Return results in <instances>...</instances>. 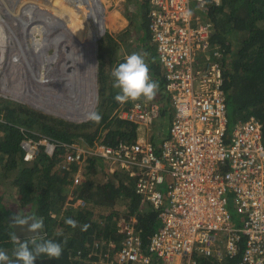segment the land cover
I'll list each match as a JSON object with an SVG mask.
<instances>
[{
    "label": "built area",
    "instance_id": "1",
    "mask_svg": "<svg viewBox=\"0 0 264 264\" xmlns=\"http://www.w3.org/2000/svg\"><path fill=\"white\" fill-rule=\"evenodd\" d=\"M204 10L207 2L194 0ZM148 28L162 64L164 91L171 104L167 137L157 150L150 128L160 116L156 100L136 101L113 110L114 116L136 124L134 141L115 145L24 136L23 159L30 161L38 146L52 154L56 145L68 147L62 161L81 164L95 154L135 177V191L158 209L159 226L140 247L133 218L117 221L123 232L117 264H197V256L223 259L235 255V264L264 262V143L262 123L253 116L237 118L229 127L222 88L223 56L210 45L212 23L205 14H192L191 0H147ZM153 76L151 75V78ZM24 129L21 127V130ZM26 129V128H25ZM30 130V129H29ZM75 174L72 182H79ZM166 182L162 192L159 184ZM232 193L241 225L231 223L227 193ZM75 204L84 205L81 198ZM114 246L113 241L109 242Z\"/></svg>",
    "mask_w": 264,
    "mask_h": 264
},
{
    "label": "trees",
    "instance_id": "2",
    "mask_svg": "<svg viewBox=\"0 0 264 264\" xmlns=\"http://www.w3.org/2000/svg\"><path fill=\"white\" fill-rule=\"evenodd\" d=\"M134 1L140 8L138 16L141 22L137 27L134 21L133 28L139 31L136 38L140 36L141 39L138 42L140 45L136 43L139 54L144 56L152 79L159 82V90L152 100L160 103V116L156 118L157 126L150 136L158 150L159 143L167 137L171 104L164 91L162 64L157 59L148 28L147 0ZM53 2L29 0V5L48 12ZM60 2L67 10L70 9L79 24L80 19L88 18L82 26L95 39L100 28L95 24L98 17L91 9L92 1ZM199 12L211 20L210 45L223 55L220 59L222 88L227 106L231 105L233 121L249 116L258 119L262 123L264 143V0L209 1L205 11L200 9ZM145 32L146 35L141 37ZM148 41L152 46L147 45ZM125 59L119 51V43L106 29L97 40L98 100L93 111L102 116L99 123L74 121L0 95V184L7 183L8 188L15 189L8 196L14 195L17 202V211L8 207L0 188V249L7 252L10 260L15 259L13 252L17 245L11 240L15 233L8 220L26 213H33L36 219H42L43 228L39 234L18 237L20 242L32 239L66 241L62 244L63 252L59 260L41 257L34 264H117L114 256L121 248L124 236L118 230L117 221L122 219H134L140 247L147 250L149 236L160 221L158 209L135 191V177L129 176L118 165H107L95 154H87L80 165L66 162L63 167L62 161L68 152V147L63 145H56L49 155L44 145L40 144L33 159L26 161L21 146L25 135L34 139L45 135L66 143L76 136L93 143L99 134L101 141L108 145H115L120 140L134 141L135 122L114 116L112 111L120 105L113 98L118 89L112 87V71ZM101 93L108 95L106 100H100ZM129 104L131 102L121 108ZM21 127L24 129L21 130ZM75 174L80 175L77 183L72 182ZM77 198L83 199L85 204H75ZM66 218L74 219L76 228L69 227L65 223ZM110 240L114 242L112 247ZM241 252L239 250L235 255H226L220 260L200 255L197 256V264H235L241 258Z\"/></svg>",
    "mask_w": 264,
    "mask_h": 264
},
{
    "label": "bare ground",
    "instance_id": "3",
    "mask_svg": "<svg viewBox=\"0 0 264 264\" xmlns=\"http://www.w3.org/2000/svg\"><path fill=\"white\" fill-rule=\"evenodd\" d=\"M14 1H18V0H14ZM7 8H5L7 11L9 10V14L14 13L13 7H15V2H13V0H7ZM60 2V1H59ZM57 5H59L61 7V2ZM99 2V0H98ZM0 3H2L3 6L6 7V3L5 0H0ZM5 3V4H3ZM1 5V4H0ZM56 4H54V2L52 3L49 12H45V11H40V10H33L38 13V15L35 16V19L39 20V21H44V19H49L50 21H54L52 25L50 26V30L48 32H46V34L50 35L49 37L52 39L53 45L55 46H61L62 44H64V46L66 44H68V49L69 47H73V46H78L79 43H81L82 41H85L86 44V49L88 51V57L90 59L91 62V70H90V74H91V79L93 82V78H94V74H95V69H96V58H95V39L91 36V34L88 32V30L83 27L81 24H79L74 17L72 16V14L65 8L63 9L64 11L62 12V14H64L63 16L59 18H54L55 16L53 15V8L57 7ZM28 6L29 2H28ZM22 7V6H21ZM5 9H1V11ZM65 12L68 13V19L66 18V14ZM55 14V13H54ZM24 14H22L19 18H15L13 16V14L11 16L14 17L15 21H16V32H13V28H8V27H3L2 25H0V65H4L5 67H8L7 69L10 71V76H11V81H6L4 78L0 79V91L1 92H5V93H10L15 97H19L20 95L22 97L20 98H24V99H28V101L31 100H37L36 102L45 107L48 108L50 110H55L56 112L60 113V114H65L68 115V110L74 112L73 114H71L72 116H77L79 118L86 116L87 113L89 112V108L91 106H93V104L95 103L96 100V91H95V87H94V82H93V87L92 90L89 92V90H87L88 84H78V83H73L72 82V77H74V73L71 70H68V72H63L61 75L63 76V79L61 80H68V88L67 86H65L64 84L62 85H58L56 82V79L53 78L55 84L58 86V90L59 93H56L57 89L55 87H53V91L51 92V95L46 94L45 97H40L38 98L37 96H34V94H28L26 95L25 93V89L27 86V83H25L24 81V72L23 71V66L21 65L19 61V55L21 54V57H25L26 63L29 65L31 63H28L27 61H29V56H27L25 54L26 50H32L33 48H36L37 46V41L35 39V43L30 46V44L28 42H26L27 39H24V35L23 31H26V27L25 25L20 22L21 18H24L23 16ZM56 16H59L57 14H55ZM41 18H38V17ZM54 18V19H53ZM99 18V17H98ZM0 19H1V15H0ZM30 19V20H29ZM61 20L62 23H64V27L61 30L62 27H60V23H58L57 21ZM72 21H71V20ZM37 20H34L33 18H28V32L32 33V34H37L40 35L39 37L41 38V35L43 34L38 26H37ZM48 20V21H49ZM26 21V20H25ZM57 23V24H56ZM17 24H19L20 26L17 27ZM14 25V23H13ZM79 26V27H78ZM100 27V25H99ZM65 31V38L63 39L61 32ZM51 33L54 34V37H51ZM5 35H7V37H4ZM47 35V36H48ZM17 37L20 38V42L23 44V47L20 49L21 53H17V54H12V52H14L16 50L15 44L16 43V39ZM28 43V44H27ZM64 51V50H62ZM24 52V53H23ZM60 50H57L56 53L53 54V57L51 58V61L53 64L60 62L61 60H59V56L61 55ZM31 53L30 51L27 52V54ZM5 56V57H4ZM5 58V59H4ZM5 62V63H4ZM42 69L40 70V74L37 76H34V81L36 82L38 85H42V81L43 80H47L46 78V72L44 70L43 67H41ZM6 69V70H7ZM16 69V70H15ZM7 70V71H8ZM8 71V72H9ZM30 71L32 72V74L34 75L33 70L30 68ZM45 75H44V74ZM23 74V75H22ZM86 78V77H84ZM9 79V77H8ZM92 85V84H91ZM36 91V90H35ZM87 91L89 92V94L87 93ZM36 95V93H35ZM87 95H91V102L89 104H87V100H86V96ZM61 96L64 98H70L71 103H68V101H66L65 103L62 102L58 104L57 106H50L51 103L53 102V100L57 99V97ZM74 96V97H73ZM47 100V102H46ZM85 100V101H84ZM50 101V102H49ZM79 102V103H76ZM80 102L82 104V106L80 105ZM76 104L79 105L78 108L81 109L77 110ZM55 105V104H54Z\"/></svg>",
    "mask_w": 264,
    "mask_h": 264
},
{
    "label": "rangeland",
    "instance_id": "4",
    "mask_svg": "<svg viewBox=\"0 0 264 264\" xmlns=\"http://www.w3.org/2000/svg\"><path fill=\"white\" fill-rule=\"evenodd\" d=\"M6 1L7 0H5V3L6 4L3 3V4L6 5V7L3 6L2 3H0L1 4L0 5V15H1L0 25H2V28L5 27V26L8 27V28H11L12 27L13 28V32L18 33V32H16V29H15V27H16V21H15L14 17L16 16L15 17L16 19L20 17V15H21V6H24V5H27L28 6L29 0H18V1H14L13 0V2H15V4H14L15 7H13L14 13H12L14 17L11 16L12 14H9V10L7 11L5 9V8L8 7L7 6L8 4H7ZM59 1H61V0H54V4L57 5ZM99 3L102 5L101 8H102V13L103 14L101 16V20H102L103 25H104V28H105L104 31L107 29L110 32V34L115 38V40L119 43V51L122 53V55L127 58L132 53H139V49H138V46H137L136 43H138L139 41H141V39H140V36L136 38V36L138 35L139 31L136 30V29H133L134 28V21L137 23V27L139 26L138 22L139 23L141 22V19L138 16L139 15V11H140V8H139L138 3L137 2L135 3L134 0H99ZM91 4H92L91 9L94 8L93 10L96 12V4L95 5H93V3H91ZM51 5H52V3H51ZM63 5L64 4H61V7L59 5H57V7H54L53 8L52 11L55 14L59 15V16H56L53 13V15L55 16L54 18H59L60 19V17L64 15V14H62V12L64 11L63 9H65L66 6L65 5L63 6ZM1 9H5V12H4V10L1 11ZM36 9H37V7H35L34 10H36ZM190 10H191V14L193 16L200 14V12H199L200 11V8L197 6V4L195 3L194 0H191ZM65 14H66V18L68 19V13L65 12ZM59 19H58L57 22H59ZM60 22H61V20H60ZM13 23H14V25H13ZM104 31H103V33H104ZM143 35H146V32L145 33H142L141 34V37ZM4 37H7V35H5ZM51 37H54V34L53 33H51ZM98 38H97V40H98ZM24 39H27L26 41L29 43V41H31V36L27 34ZM97 40L95 39V49H96L95 50V58H96V69H95V73H96V86H95V91H96V94H97V97H96V100H95V105H96L97 100H98V84H97V63H98L97 62ZM20 41H21L20 38L17 37L16 43H14L15 44V47L14 48H16V50L14 52H12V54L21 53L20 49L23 47V44L22 43H19ZM147 45L148 46L151 45L150 41H148ZM51 50H52V47L49 46L47 48L48 53H50ZM57 50L62 51V50H64V47L62 49L61 46H57ZM28 51L29 50H26L25 51V54L26 55H27V52ZM18 59H19L18 62H20L21 65L23 66V71L22 72H24V81H25V83H27V86H26V89H25L26 95H28V94H31V95L34 94V96H37L38 98L45 97L46 94H48V95L50 94L51 95V92L53 91V87H55L57 89L56 93H59L58 86L55 84V82H54V80H53V78H52V76H51L50 73H46V75L43 73L47 77L46 78L47 80H43L41 82L42 85H38L36 82H33L34 81V76L39 75L40 74V70L42 68H39L38 71L36 72V70L33 67V65L32 64H29L28 65L26 63V60L27 59L25 57H21V54L19 55V58ZM7 68L8 67H5V64L2 65V66L0 65V79L4 78L6 81L7 80L8 81H11L10 71ZM30 68L33 70L34 75L30 71ZM8 77H9V79H8ZM90 91H91V89L89 90V92ZM89 92L87 91L88 94H89ZM35 93H36V95H35ZM2 94H6V96H4V97H10V98L15 97V96H13L10 93H5V92H1L0 91V95H2ZM107 96L108 95L106 93H101L99 97H100V100H103V99L106 100ZM20 97H22V96L20 95L19 97H16L17 99H15V98H12V99H15V100H18L19 99L18 101L27 103L30 106H32L31 103L32 104H35V105H39L36 102L37 100L35 101V100H31L30 99L28 101V99H24V98H20ZM85 98L87 100V104H89L91 102V95H87ZM70 100H72V99H70ZM46 102H47V100H46ZM68 103H71V101L68 102ZM52 104H53V106H57L56 104L54 105V103H51L50 106H52ZM80 105L82 106L81 102H80ZM39 106L42 107V108H44V109H46V110H48L49 112L48 111H45L44 109H41L39 107H36V108H39V109H41V110H43L45 112H48V113H53L55 115L60 114V113L56 112L55 110H50V109L45 108V107H43L41 105H39ZM81 106H80V108H78L79 105H76L75 108L76 109L78 108L77 110H80L81 109ZM91 109H92V106L88 109L89 112L91 111ZM231 109H232L231 108V105H228L227 106V116L229 118V127H231L233 125V120H234V117L232 116ZM93 110H94V108H93ZM73 113L74 112H72V111H71V113H69V111H68V116L70 118L71 117H74V115L73 116L71 115ZM61 115H65V114H61ZM80 119L81 120H79V121L85 120V116L84 117H81ZM157 119H155L154 124H152L151 125V128H150V130H151V132L153 134H154V131L156 129L155 126H157V123H156L157 122ZM71 120H73V119H71ZM74 121H76V120H74ZM0 188L2 189L3 193L5 194L4 200L7 201L6 204H9L8 207L12 208V210H14V211H17V202L15 200L14 195L12 197L11 196H8V193H14L15 192V189L14 188H10V187L8 188L7 183H3V184L1 183L0 184ZM158 188L161 189L162 192H164L166 190V182H163L162 184H159ZM226 196L228 198V204H227V206H228V210H229L230 216H231V223L234 224V225H241V214H239L235 210L233 194L229 192V193L226 194Z\"/></svg>",
    "mask_w": 264,
    "mask_h": 264
},
{
    "label": "clouds",
    "instance_id": "5",
    "mask_svg": "<svg viewBox=\"0 0 264 264\" xmlns=\"http://www.w3.org/2000/svg\"><path fill=\"white\" fill-rule=\"evenodd\" d=\"M190 15V11L185 12V18H188ZM112 77V87L118 89V92L113 98L121 105L128 102L140 101L141 98L146 102L151 101L159 90V82L151 78L145 58L139 53L130 54L124 62L118 64L112 71ZM101 119L102 116L95 111L87 113L85 116V120L94 123H99ZM21 217L15 215V223L23 225L27 223L29 219L33 221L29 225V231L35 232L43 228L42 219ZM65 223L71 228H76L77 226V222L72 218H66ZM57 235H60V233ZM11 240L17 245L13 252L15 259L10 260L7 252L0 249V264H34V262L41 257L50 260H59L63 252L62 244L66 243V241H37L36 239L20 242L15 234L11 236ZM30 244L31 247L29 246Z\"/></svg>",
    "mask_w": 264,
    "mask_h": 264
},
{
    "label": "water",
    "instance_id": "6",
    "mask_svg": "<svg viewBox=\"0 0 264 264\" xmlns=\"http://www.w3.org/2000/svg\"><path fill=\"white\" fill-rule=\"evenodd\" d=\"M91 1H92L93 5L96 4V16L99 17L97 21L95 20V24L100 25V27H99L100 32L96 36L98 38V37H100L101 34H103V31L105 29L103 22L101 20V16L103 14L102 8H101L102 5L98 2V0H91ZM21 12H22V14H24L23 15L24 18H21L20 22H22L25 25V27L27 28L26 31H23V34H25L24 38L27 34L31 36V41H29L30 46H32L35 43V39L38 43L36 48L29 50L31 53L27 54V56H29V61H27V62L31 63L33 65L36 72L38 71L39 68L43 67L46 73H50L52 78L56 79V82L58 85L64 84L68 88V80H65V81L61 80V79H63V76L61 74L63 72H68V70H71L74 73V77H72L73 83H78V84H86L87 83L88 84L87 90H90V89L92 90L93 87H91V86H93V82H94V87L96 86V73L94 74V78H93V82H92L91 74H90L91 62H90V59L88 57V51L86 49L87 47H86L85 41H82L81 43H79L78 46L69 47V49H68V44H66L65 46H64V44H62V49L64 47V51L59 52L61 55L58 58L61 61L58 62L59 64H57V63L53 64L51 61V58L53 57V54L56 53L57 46H55V45H53V43H51L52 39L49 37L50 35L46 34V32H48L50 30V26L55 25V24H52L53 22L55 23V20L50 21L49 19H44V21H39V20L35 19V16L38 15V13H36L31 8V6H27V5H24L21 7ZM28 18H33L34 20H37V26H38L39 30L43 33L41 35V38L39 37L40 35L37 36V34H31L28 32V25H29L28 24ZM38 18H41V17L39 16ZM24 20H26V21H24ZM86 20H88V18ZM86 20L80 19V24L81 25L86 24L87 23ZM58 23H60V27H62L61 28V30H62L64 27V23H62L60 21ZM89 24H91V23L89 22ZM19 26L20 25L17 24V27H19ZM61 35L64 39L65 38V31L64 30L61 32ZM96 37H95V39L97 40ZM49 46L52 47V50L50 53H48V51H47V48ZM84 77H86V78H84ZM2 95L6 96V94H2ZM96 97H97V94H96ZM12 98L17 99L16 97H12ZM61 100L63 103H65L66 101H68V102L71 101L70 98H64V97L61 98V96H59V97H57V99L53 100L52 103L58 105L61 103ZM76 103H79V102L76 101ZM31 105L34 107H39L41 109H44V108L40 107L39 105H35L32 103H31ZM94 106H95V103L93 104L90 112L93 111ZM44 110L48 111L46 109H44ZM69 113H71V111H69ZM58 115L65 117V118H68V119H73L76 121L81 120L79 117H76V116L70 118L68 115H61V114H58ZM32 217H35L33 215V213H26L25 216H23L21 218H32ZM8 221L12 225L14 233L17 237L35 235V234H39L41 232V229L36 230L35 232L29 231V225L33 222L31 219H29L27 221V223H25L23 225L15 223L14 218H11Z\"/></svg>",
    "mask_w": 264,
    "mask_h": 264
},
{
    "label": "crops",
    "instance_id": "7",
    "mask_svg": "<svg viewBox=\"0 0 264 264\" xmlns=\"http://www.w3.org/2000/svg\"><path fill=\"white\" fill-rule=\"evenodd\" d=\"M94 9V8H93Z\"/></svg>",
    "mask_w": 264,
    "mask_h": 264
}]
</instances>
